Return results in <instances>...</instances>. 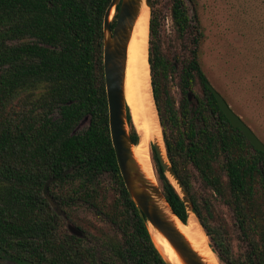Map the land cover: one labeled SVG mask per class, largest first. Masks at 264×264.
<instances>
[{"label":"trees","instance_id":"obj_1","mask_svg":"<svg viewBox=\"0 0 264 264\" xmlns=\"http://www.w3.org/2000/svg\"><path fill=\"white\" fill-rule=\"evenodd\" d=\"M111 1L0 0V264H170L125 186L111 140L103 29ZM188 1L193 15L185 0H172L171 8L174 29L187 41L179 103L158 0L151 8V85L166 154L218 259L264 264V153L232 126L208 88L205 28L197 0ZM126 113L138 145L129 106ZM151 156L171 210L187 224V205L153 143ZM208 194L233 211L243 256H234L228 238L215 239ZM70 224L83 236L71 234Z\"/></svg>","mask_w":264,"mask_h":264},{"label":"rangeland","instance_id":"obj_2","mask_svg":"<svg viewBox=\"0 0 264 264\" xmlns=\"http://www.w3.org/2000/svg\"><path fill=\"white\" fill-rule=\"evenodd\" d=\"M185 1L190 6V14L193 15L192 5L188 0ZM197 3L207 38L203 54L204 70L211 84L264 142V0H197ZM158 7L164 22L163 50L168 60L176 67L172 92L179 103L183 98L179 72L186 55L187 41L181 40L174 29L172 0H158ZM149 9L151 14V8ZM198 92L201 94L200 89ZM192 95L193 100L194 94ZM87 126L88 121H85L78 130L83 131ZM152 143L153 141L150 142V156ZM152 166L160 186L153 160ZM173 182L176 184L174 179ZM197 190L199 195L206 194L200 184H197ZM208 195L213 207L212 217L207 215V218L215 239L222 236L228 238L234 256H243L246 242L237 226L233 211L221 199ZM89 220L98 225L95 217H89ZM195 220L198 225L193 228L196 230L194 233L199 237L202 231L211 247L210 238L199 220ZM218 261L219 264H225L219 259Z\"/></svg>","mask_w":264,"mask_h":264},{"label":"water","instance_id":"obj_3","mask_svg":"<svg viewBox=\"0 0 264 264\" xmlns=\"http://www.w3.org/2000/svg\"><path fill=\"white\" fill-rule=\"evenodd\" d=\"M142 3L143 0H112L104 17V72L109 107L110 135L113 148L115 150L118 166L125 186L132 200L137 205L141 217L146 223L151 236L152 231L150 226L169 242L171 247L182 260L183 264H208L193 248L190 241L179 229L176 220H181L171 210L157 180L156 184L151 183L142 172L134 157L133 148L137 145H135L131 139L130 129L127 122L125 78L128 46L134 26L142 9ZM145 3L149 8H152V0H145ZM118 6H120L119 15L115 26L112 27V22ZM207 86L215 96L221 111L225 114L232 126L236 129H240L256 150L264 153V142L232 109L223 95L211 83H208ZM192 98L193 95L189 94V100H192ZM85 121H87V118L84 119L81 124ZM153 144L156 146L159 158L169 179L175 185L183 201L187 205L190 218L192 214L195 215L190 195L180 178L173 171L166 154L165 145L162 148L154 141ZM164 151L166 155H164ZM173 179L177 185L173 182ZM162 199L168 204L170 214L160 205V200ZM49 201L54 209L62 214L53 199L49 197ZM68 229L73 235L78 237L83 236L82 232L74 225L70 224ZM164 259L168 261L165 257ZM168 262L173 264L170 261Z\"/></svg>","mask_w":264,"mask_h":264},{"label":"bare ground","instance_id":"obj_4","mask_svg":"<svg viewBox=\"0 0 264 264\" xmlns=\"http://www.w3.org/2000/svg\"><path fill=\"white\" fill-rule=\"evenodd\" d=\"M150 18V9L146 5L145 0H143L142 9L128 46L125 98L140 135L139 144L133 148L134 157L147 179L151 183L156 184L150 156V142L154 141L163 148L164 140L151 85L149 65ZM160 205L170 214V208L163 199L160 200ZM195 219L196 216L192 214L186 225L179 220L176 221L181 232L204 260L208 264H219L204 233L200 231L199 237L194 233L195 229L193 228L198 225ZM150 229L154 242L163 256L173 264H183L169 242L152 226H150Z\"/></svg>","mask_w":264,"mask_h":264}]
</instances>
